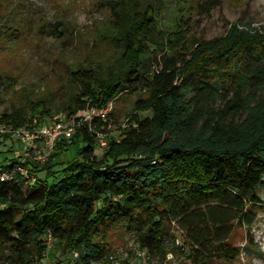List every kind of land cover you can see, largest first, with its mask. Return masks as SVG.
Instances as JSON below:
<instances>
[{
  "label": "trees",
  "instance_id": "1",
  "mask_svg": "<svg viewBox=\"0 0 264 264\" xmlns=\"http://www.w3.org/2000/svg\"><path fill=\"white\" fill-rule=\"evenodd\" d=\"M106 3L110 21L103 37L119 57L104 77L91 68L72 69L78 92L59 111L103 108L121 93L144 91L131 116L136 126L119 143L111 139L98 158L94 137L80 125L47 161L75 148L78 159L55 181L37 177L49 167L31 164L33 186L19 178L0 183V264H40L48 234L63 254L77 253L69 257L73 264H111L96 238L134 221L138 226L128 231L150 256L164 258L163 226L175 223L185 232L188 264H231L247 251L229 242L234 225L251 226L247 208L261 203L264 34L236 22L224 36L188 47L182 28L167 35L158 29L144 0ZM155 50L166 54L152 70ZM222 64L227 67L218 73ZM143 112L150 116L139 118ZM49 115L40 100L28 112L2 113L0 121L27 126Z\"/></svg>",
  "mask_w": 264,
  "mask_h": 264
},
{
  "label": "rangeland",
  "instance_id": "2",
  "mask_svg": "<svg viewBox=\"0 0 264 264\" xmlns=\"http://www.w3.org/2000/svg\"><path fill=\"white\" fill-rule=\"evenodd\" d=\"M144 1L153 7L151 16L158 29L167 35L175 26L182 28L188 47L193 40L207 42L224 36L231 24L236 22L249 24L264 34V0H222L212 7L204 6L206 0ZM109 21L106 0H0V115L28 112L31 105L40 100L47 103L51 115L45 119L33 118L28 125L43 124L65 114L59 110L78 92V86L69 75L72 69L91 68L104 77L115 66L120 51L103 37ZM165 54L155 50L152 70L158 69ZM226 67L222 64L216 70L223 73ZM145 96L144 91L121 93L103 108L86 104L77 112L90 108L108 110L107 120L95 123V130L106 135L108 147L111 139L119 143L124 131L136 126V122L131 120V116L135 115L134 104L138 97ZM137 116L149 117L150 113H137ZM10 146L8 142L0 145L2 166L7 164L14 152L21 151L17 142H14L12 150ZM107 147L96 146L95 155L101 158ZM74 159H78L75 148L59 159L44 163L43 166L50 168L49 173L38 172L37 177L50 184ZM257 193L261 203L247 208L253 215V224L234 225L229 242L247 251L239 254L231 264H264V181ZM129 226L136 227L138 223L125 222L112 228L106 236L96 238L98 244L107 248L109 263L142 264L139 257L142 249L135 234L128 231ZM163 231L164 258L150 256L146 252L145 263L188 264L184 230L175 223H165ZM70 256L69 253L63 254L62 249L52 243L40 264H73Z\"/></svg>",
  "mask_w": 264,
  "mask_h": 264
},
{
  "label": "built area",
  "instance_id": "3",
  "mask_svg": "<svg viewBox=\"0 0 264 264\" xmlns=\"http://www.w3.org/2000/svg\"><path fill=\"white\" fill-rule=\"evenodd\" d=\"M108 117V110L90 108L70 115H57L50 121L39 125L14 126L0 121V143L8 142L12 150L14 142H17L21 149L13 153L5 166H0V183L16 182L19 178L24 181L25 186H33L36 183V175L32 171L31 164L46 163L55 153L57 145L63 141H70L80 125L85 126L88 133L94 137L98 148H106V135L95 130V123L98 120L105 122ZM51 244L52 238L48 234L44 242L47 250ZM71 255L73 259L78 257L77 253ZM139 257L142 264H146L145 250L140 251Z\"/></svg>",
  "mask_w": 264,
  "mask_h": 264
}]
</instances>
